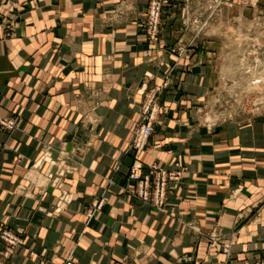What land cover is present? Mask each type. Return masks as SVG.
<instances>
[{
    "label": "crops",
    "instance_id": "1",
    "mask_svg": "<svg viewBox=\"0 0 264 264\" xmlns=\"http://www.w3.org/2000/svg\"><path fill=\"white\" fill-rule=\"evenodd\" d=\"M167 3L153 42L147 0H0V118L16 122L0 127V227L24 241L0 238L1 261L264 264V112L224 106L225 76ZM135 160L183 171L165 209L135 195Z\"/></svg>",
    "mask_w": 264,
    "mask_h": 264
},
{
    "label": "rangeland",
    "instance_id": "2",
    "mask_svg": "<svg viewBox=\"0 0 264 264\" xmlns=\"http://www.w3.org/2000/svg\"><path fill=\"white\" fill-rule=\"evenodd\" d=\"M164 1L165 9L168 3L167 0ZM148 8L149 2L144 31L147 39L158 42L164 24V9L160 34L157 39L152 40L146 33ZM180 11L182 25L190 31L194 42L199 43L200 47L197 49L199 55L203 54L206 60L212 61V71L216 75L225 76L222 88L223 95H225V99H222L224 106L236 107L241 111L240 113L264 112V0H239L237 2L231 0H180ZM154 100L155 97L144 107L141 122L149 117L145 110L149 105L151 108L155 106ZM219 103L221 105V102ZM157 112L158 110L153 116V126ZM132 140L128 149H131ZM181 179L182 177L177 181L169 182L167 200L170 184ZM135 195L137 196L136 191ZM167 200L162 209L149 204L158 210H163ZM104 205L96 212L101 210ZM89 211L87 215L90 219L96 212L90 217ZM21 239L23 240L22 237ZM225 264L232 263L227 261Z\"/></svg>",
    "mask_w": 264,
    "mask_h": 264
},
{
    "label": "built area",
    "instance_id": "3",
    "mask_svg": "<svg viewBox=\"0 0 264 264\" xmlns=\"http://www.w3.org/2000/svg\"><path fill=\"white\" fill-rule=\"evenodd\" d=\"M149 2L148 15H147V28L146 33L150 39H157L160 34L162 25V14L164 9V0H147ZM157 108L149 105L145 112L149 115L147 119L143 120L135 131L134 139L130 150L135 152L144 151L149 137L153 133V116ZM0 127L13 130L16 127V122L13 118L6 117L0 118ZM182 170H166L158 168L156 165L150 168L145 166L138 160H135L128 172L129 183L135 184V191L137 196L144 202L151 203L159 209L165 206L167 198V188L171 181L179 180L183 175ZM104 204V198L95 200L90 209V217L100 209ZM0 238L6 243L9 250L16 246L23 244L21 237L7 229L0 227ZM0 264H7L0 261ZM64 264H78L74 257L71 255ZM250 264V263H246Z\"/></svg>",
    "mask_w": 264,
    "mask_h": 264
},
{
    "label": "bare ground",
    "instance_id": "4",
    "mask_svg": "<svg viewBox=\"0 0 264 264\" xmlns=\"http://www.w3.org/2000/svg\"><path fill=\"white\" fill-rule=\"evenodd\" d=\"M12 251V250H11Z\"/></svg>",
    "mask_w": 264,
    "mask_h": 264
}]
</instances>
